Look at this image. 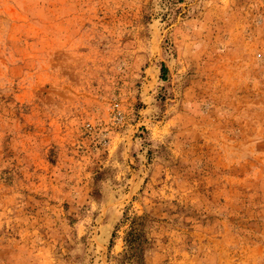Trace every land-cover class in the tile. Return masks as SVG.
Wrapping results in <instances>:
<instances>
[{
  "label": "rangeland",
  "instance_id": "obj_1",
  "mask_svg": "<svg viewBox=\"0 0 264 264\" xmlns=\"http://www.w3.org/2000/svg\"><path fill=\"white\" fill-rule=\"evenodd\" d=\"M0 264H264V0H0Z\"/></svg>",
  "mask_w": 264,
  "mask_h": 264
}]
</instances>
